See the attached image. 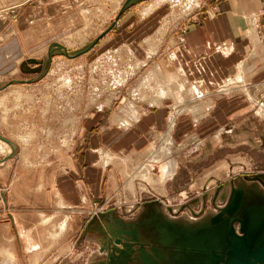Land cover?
Instances as JSON below:
<instances>
[{
  "label": "rangeland",
  "instance_id": "1",
  "mask_svg": "<svg viewBox=\"0 0 264 264\" xmlns=\"http://www.w3.org/2000/svg\"><path fill=\"white\" fill-rule=\"evenodd\" d=\"M120 1L92 0L91 5L87 1L85 10L92 12L91 18L86 21L80 15L77 24L58 23L60 33H51L28 55L23 49L14 70L0 76V152L4 150L0 153V264H194L187 244L204 245V235L220 223L226 231L232 224L241 235L238 218L247 226L252 209L264 215V50L252 39L238 62L244 80L235 86L231 84L239 74L235 67L227 68L229 76L223 75L222 82L217 81L222 78L219 72L206 88L200 81L208 83L212 71L191 76L187 67L175 68L189 76L187 86L176 76L162 75L174 86V98L182 106L194 105L191 99L198 100L197 94L204 98V92L213 104L210 115L198 122L189 112L179 115V137L165 136V128L146 147L138 146L136 153L122 151L119 139L124 138L110 141L113 145L107 147L108 141L93 137L111 126V136L116 137L122 132L115 126L120 125L118 119H125V126L130 121L125 112L138 111L139 103L152 104L156 98L155 94L149 98L150 89L143 88L146 76H154L157 67L150 66L146 72L143 68L157 50L156 36L147 39L149 50L143 62L134 59L127 47L124 50L134 62L122 52H109L125 46L121 30L128 35L137 31L134 24L140 14L135 7L123 13L122 2L120 11L112 12ZM4 2L3 23L27 0ZM80 9L74 7L73 12L79 14ZM216 11L212 3L196 9V18L192 17L196 22ZM256 12L263 21L264 0ZM130 15L133 27L117 29V21ZM193 18L184 20L181 28L193 24ZM38 31L29 28L21 33L33 36ZM2 35L0 44L8 37ZM93 42L74 57L60 54L55 47L68 46L64 50L72 55ZM229 44L219 43L216 51L229 53ZM170 97L162 106L167 110L164 124L174 109ZM219 97L229 102L224 115L216 111ZM186 117L188 122L182 123ZM154 159L158 164L147 167ZM171 163L176 167L162 178L160 165L169 171ZM235 198L239 206L233 221L235 216L228 210ZM220 213L221 221L227 222H213Z\"/></svg>",
  "mask_w": 264,
  "mask_h": 264
},
{
  "label": "crops",
  "instance_id": "2",
  "mask_svg": "<svg viewBox=\"0 0 264 264\" xmlns=\"http://www.w3.org/2000/svg\"><path fill=\"white\" fill-rule=\"evenodd\" d=\"M41 1L43 4L41 3ZM41 1L27 0L24 6L19 8L13 15V17H11V19L6 20L5 23L0 21V41L3 39V32H5L8 36L7 38H5L4 43L0 44V76H2L8 71L14 70L13 67L15 63L18 64V60L24 55L23 49H27L26 53L28 55V53H30V51L33 50L36 45L38 46L41 42L48 41L51 37V33H60L61 30L59 29L58 23L67 24L74 21V23H72L74 25L75 23L77 24L78 21L80 22V15L86 21L87 16H90V18L92 17V12H87V10H85V8H87L85 7L87 1H90L91 5L92 0ZM59 1H61L60 4H58ZM107 1H112L114 4L116 2V0ZM196 1L198 5L195 6L194 1L189 0H142L141 3L137 2L127 7V10H125V8L123 10V13L134 7L136 10H138L140 17L137 20V24H134V29L136 28L137 31L135 33H132L131 31L134 30L132 29L130 31L131 33L128 35L126 32L121 30V33L123 32L125 34L124 37H122L123 42H126L125 46L121 49L112 48L109 52H122L124 53L123 55H126L128 57V60L131 62V57H129L125 52L126 50H124V48L127 47L128 52L129 49H131V51L133 52L132 54L134 59L137 57L143 62L144 60H146V51L149 50V47L146 45L147 39L149 37L156 36V39L158 40L159 44L156 46V52L148 58L147 66L143 67L147 68L145 72L149 69L148 67L154 65L159 68L157 69L163 76H176L180 80V82H183L185 85H188L187 83L189 81V76L186 74V72L184 70H180L179 72L178 69L175 68L187 67L189 69V73L193 72L191 76H202L203 73L205 75L206 70H208L209 72L212 71V75L210 76V81L208 83L204 80L200 81L202 82L200 83L201 86L206 88L208 87L210 82L213 81V79H218L219 72H221L222 78L218 79L217 81L221 80L222 82L223 80H225L223 78L224 76H229V73L225 72L226 70L234 67L239 69L242 68L243 65H239L240 63L238 62L242 60V58L246 54L247 42L249 39H252V41L254 40L256 46L264 50V20L262 19L263 21H260L259 16L255 14L257 13L256 10L260 6L261 0ZM124 2L125 0H121L116 5V7H114L113 5L112 12L118 13L122 8ZM121 3L122 6L119 9ZM212 3L215 4L217 9L216 13H214V16L213 12H211V16L208 14L207 18H199L198 21L194 22V18H196L194 14L196 12V9L198 10L211 7ZM3 4H5L4 0H0V8L3 7ZM57 5H61V7L56 8ZM74 7L76 9L81 8L79 14L76 11L73 12ZM57 9L62 10L61 12H57V14H55L54 12ZM142 12L144 14H142ZM131 13L133 15V12ZM132 15L124 18L119 22L117 21V23L115 22L117 24V29L121 26H126L127 24H129L130 27H133V23L128 20ZM107 17H105L104 20L101 21V23H104ZM190 18H193V24L189 25V27L185 26V30H183L181 28V25L184 23V20L187 22ZM68 19H70V21ZM116 19H118V17ZM261 22H263V24H260ZM23 24L25 25L22 26ZM51 27L54 29V32L51 31ZM13 28H15V30H12ZM29 28H33L35 30L38 29L39 31L37 33H34L33 36H25L24 34H22L26 29ZM40 31H43L44 34H41ZM251 33L254 34V38H249V35ZM39 36H44V38L42 37L43 39L39 40ZM25 37L27 38L25 39ZM141 43H143V45H141ZM219 43H230V52H217L216 45H218ZM67 47L64 46V48L66 49ZM158 53L161 55L157 59L156 56L158 55ZM153 57H156L157 61L154 60ZM181 59L185 61V64L181 63ZM230 64H232V66H230ZM157 82H159V80H157L156 83ZM148 84L149 82H145V87L143 88H147ZM150 86L153 87L154 85L150 84ZM193 86L197 87V84ZM204 93L205 97H208V93ZM147 95L149 98L154 97V93L149 90L147 91ZM198 95L200 94L195 95L198 100L191 99V101L195 103L191 106H188L191 102L187 101H183L187 103L182 106V103H179V98L175 99L174 97H170L168 95L163 96L160 99L161 102L159 100V103H156L154 101L152 103V100H149V102L152 104H148L145 101H143V103H139L140 101H137V105L139 103L141 105H147V107H152L154 109H141V105H138L137 115L135 116L132 113L128 115L127 119L130 120L128 126L115 125L119 128H122V132L116 137L111 136V131L114 128L112 126L109 129L107 128L108 131L106 130V132L103 133H96L93 137H100L102 142L104 141L103 139H105V143H107L108 141L107 147H111L113 145V143L110 144V141L112 142V140L116 138H124L123 141L119 139V141H121L123 144L122 151L129 152L132 150V153L137 152L138 146H147L151 141L158 137V134H161V132L165 128V136L169 135L170 138L174 140L173 137H179V127L181 124L176 123L177 119H179V115L184 114V112H189L193 115L194 122H198L200 118L205 117L206 115H210L209 113L213 109V104L210 101L208 102L205 97H198ZM167 97H170L173 101L172 106L174 105V109L171 108L173 111L169 113V117L166 123L164 124L166 120L167 110L162 109V106L167 101L166 99H169ZM248 97L250 98L251 102H254L251 96L248 95ZM173 98L175 99V101L173 100ZM216 99V111L218 110V113H220L219 115H221L223 112L226 111L224 110L226 109V106L224 105H228L229 102L228 100L224 99V97H219ZM201 102L203 103L202 105L204 107L199 106V103ZM132 109L133 108H130V110ZM219 115H217L216 112V119ZM102 116H104V112L97 119H100ZM141 117H143V119L141 120L140 125L133 127L130 130L131 125L138 122ZM118 120H120L125 125L127 123L123 119ZM185 122H188L187 117L183 120L182 123ZM116 129L118 130V128ZM118 131H120V129ZM125 137H128L129 139H126ZM150 138H153V140ZM3 151H1L0 153H2ZM155 151L156 149L154 150V152ZM154 152H152V154ZM155 164H158V162L154 159L153 161H149L148 163H146V166L152 167V165ZM175 167L176 165L171 163V165L168 167L170 169L169 171H167V168H165L164 165H160V168H162L161 177H169V175L173 171V168ZM74 190H76V187H74Z\"/></svg>",
  "mask_w": 264,
  "mask_h": 264
},
{
  "label": "water",
  "instance_id": "3",
  "mask_svg": "<svg viewBox=\"0 0 264 264\" xmlns=\"http://www.w3.org/2000/svg\"><path fill=\"white\" fill-rule=\"evenodd\" d=\"M134 1L136 0H127L126 5L123 6L124 9L129 5L128 3ZM235 199L233 208L228 210L230 216L238 210V201L237 198ZM220 215L222 214H218L213 222H227L226 220L221 221L223 217L220 218ZM236 217H232L231 220H236ZM258 217L264 219L262 214H259ZM236 221L240 223L241 235L234 231L232 224H229V229L226 231L221 228L220 223L210 235L206 233L209 236L204 235L205 246L195 243L187 244L185 248L190 252V261L193 259L194 264H203V261H206L207 264H264V222H259L256 226L259 228L251 231L248 229L250 223L247 226L244 225L242 218H238ZM261 223L263 224L261 225Z\"/></svg>",
  "mask_w": 264,
  "mask_h": 264
},
{
  "label": "bare ground",
  "instance_id": "4",
  "mask_svg": "<svg viewBox=\"0 0 264 264\" xmlns=\"http://www.w3.org/2000/svg\"><path fill=\"white\" fill-rule=\"evenodd\" d=\"M139 1H142V0H136V1H134V2H130V3H128L129 5L128 6H126L125 8H127V7H129V6H131V5H133V4H135V3H137V2H139ZM126 3H127V0L124 2V4H123V6L124 5H126ZM122 6V8H121V12L124 10V7ZM95 42H93V43H91L90 45H88V47L86 48V49H82V50H78L77 52H75L74 54H68L67 52H65V50H64V48L62 47V46H60L59 44H56L55 45V47L57 48V50L60 52V54H63V55H65V56H67V57H74V56H76V55H79V54H81L82 52H84V51H86V50H88L89 48H91L92 46H93V44H94ZM50 54H51V52H50ZM158 67H156V70H154V76H152L151 74L150 75H147L146 76V82H149V84H148V87H147V89H150V90H152V92L156 95L155 97V100H154V102H156V103H159V100L163 97V96H172V97H174V92H175V89H174V86H172V85H170V84H168V80L166 81V79L165 78H163V76H162V74L159 72V68L157 69ZM244 78V76H243V73H242V70L241 69H239V74L237 75V77L235 78V81L234 82H232L231 84L233 85V86H235L237 83H242V81L244 80L243 79ZM157 80H159V82H157L156 83V81ZM152 82H154V86L153 87H151L150 86V84H152ZM185 82V81H184ZM173 83V82H172ZM182 84V83H181ZM187 86V85H186ZM243 86H245V85H243ZM185 87V86H184ZM176 88V87H175ZM246 89V88H245ZM149 90V91H150ZM221 90V89H220ZM223 90V89H222ZM229 90V89H228ZM195 91H196V89H195ZM219 91V90H218ZM187 92H188V90H187ZM221 92V91H220ZM225 92V91H224ZM192 91H191V95H192ZM226 93V92H225ZM194 94V93H193ZM177 95V94H176ZM194 96V95H193ZM166 98V97H165ZM173 100L175 101V99L173 98ZM160 102H161V100H160ZM161 104V103H160ZM160 106V105H159ZM130 110V109H129ZM137 110H134V109H132V110H130V113H129V111H127V112H125V114H134L135 116L137 115ZM123 120H125V119H123ZM117 122H119L120 123V125H124L125 126V124H123L122 122H120L119 120L117 121ZM118 123V124H119ZM2 138V137H1ZM1 140V139H0ZM7 141V140H6ZM5 142V141H4ZM11 144V143H10ZM13 145V144H12ZM0 148H1V146H0ZM163 178V177H162ZM250 210V209H249ZM258 215H259V213L258 212H256V211H254L253 209L251 210V213H250V215H248V217L250 218V221H249V225H248V229L249 230H253V229H257V228H259V227H256L257 225H258V223L259 222H264V219H260L259 217H258ZM263 223H261V225H262ZM264 225V224H263ZM116 249V248H115Z\"/></svg>",
  "mask_w": 264,
  "mask_h": 264
}]
</instances>
